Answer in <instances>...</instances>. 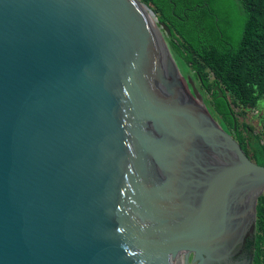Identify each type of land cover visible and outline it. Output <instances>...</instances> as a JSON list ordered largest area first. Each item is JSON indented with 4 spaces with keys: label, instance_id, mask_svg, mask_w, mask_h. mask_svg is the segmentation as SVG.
<instances>
[{
    "label": "water",
    "instance_id": "1",
    "mask_svg": "<svg viewBox=\"0 0 264 264\" xmlns=\"http://www.w3.org/2000/svg\"><path fill=\"white\" fill-rule=\"evenodd\" d=\"M162 33L140 0H0V264H210L255 231L264 166Z\"/></svg>",
    "mask_w": 264,
    "mask_h": 264
},
{
    "label": "trees",
    "instance_id": "2",
    "mask_svg": "<svg viewBox=\"0 0 264 264\" xmlns=\"http://www.w3.org/2000/svg\"><path fill=\"white\" fill-rule=\"evenodd\" d=\"M140 1L169 28L170 38L164 35L181 72H191L207 92L220 88L223 98L214 93L208 110L246 156L264 166L260 138L251 126L237 123L231 107L244 113L264 100V0ZM254 248V264H264V194L256 206Z\"/></svg>",
    "mask_w": 264,
    "mask_h": 264
},
{
    "label": "rangeland",
    "instance_id": "3",
    "mask_svg": "<svg viewBox=\"0 0 264 264\" xmlns=\"http://www.w3.org/2000/svg\"><path fill=\"white\" fill-rule=\"evenodd\" d=\"M154 14H155L156 18L158 19V17H159L158 13L154 12ZM162 36L166 40L164 33H162ZM167 45H168V43H167ZM183 74L187 78L188 81H189V79H191V81L193 82V84H194V86L198 92L199 97L201 98L203 103L206 105V107H209L210 109H212L211 104H210L211 96L208 94L209 92L205 93L202 90L198 81L195 80V78L192 76L191 72H188V70H187L185 73L183 72ZM208 80L210 83L213 80V76L211 75V73H209ZM230 100H231V98L229 99V101ZM231 107L235 113V118H236L237 123L240 125L246 124V125L251 126L253 128V133L260 138V141H263L264 140V100H260L258 102L256 108L253 111H245L244 113H242L241 109L239 107H236L235 105H232ZM217 118H218L219 123L222 124L219 117H217ZM244 148L246 149L245 146H244Z\"/></svg>",
    "mask_w": 264,
    "mask_h": 264
},
{
    "label": "flooded vegetation",
    "instance_id": "4",
    "mask_svg": "<svg viewBox=\"0 0 264 264\" xmlns=\"http://www.w3.org/2000/svg\"><path fill=\"white\" fill-rule=\"evenodd\" d=\"M200 87L205 93L207 92L203 88L202 84H200ZM187 88L191 90L188 86ZM214 93L215 92L212 89L211 92H209L208 94L212 97ZM254 244H255V231L251 229L250 231H248L247 235L239 245L235 247L232 246L227 247L224 252L226 253V256L215 258V260L212 261L210 264H254V259L256 256ZM192 259H193V254L191 253L189 255V264H192Z\"/></svg>",
    "mask_w": 264,
    "mask_h": 264
},
{
    "label": "bare ground",
    "instance_id": "5",
    "mask_svg": "<svg viewBox=\"0 0 264 264\" xmlns=\"http://www.w3.org/2000/svg\"><path fill=\"white\" fill-rule=\"evenodd\" d=\"M143 11L145 15L149 18V20L154 24L155 23V17L152 16V14L149 12V10L145 7H143Z\"/></svg>",
    "mask_w": 264,
    "mask_h": 264
},
{
    "label": "built area",
    "instance_id": "6",
    "mask_svg": "<svg viewBox=\"0 0 264 264\" xmlns=\"http://www.w3.org/2000/svg\"><path fill=\"white\" fill-rule=\"evenodd\" d=\"M260 143H261V145H263V146H264V140H263V141H260Z\"/></svg>",
    "mask_w": 264,
    "mask_h": 264
}]
</instances>
